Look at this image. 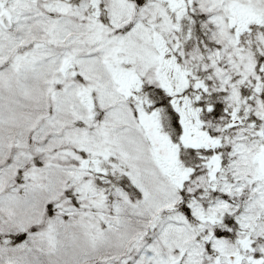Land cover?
<instances>
[{
    "label": "snow or ice",
    "instance_id": "1",
    "mask_svg": "<svg viewBox=\"0 0 264 264\" xmlns=\"http://www.w3.org/2000/svg\"><path fill=\"white\" fill-rule=\"evenodd\" d=\"M0 264H264V0H0Z\"/></svg>",
    "mask_w": 264,
    "mask_h": 264
}]
</instances>
